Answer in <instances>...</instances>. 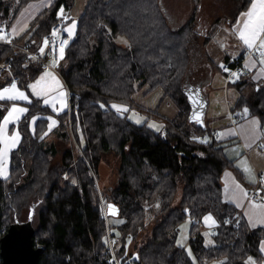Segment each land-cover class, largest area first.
I'll list each match as a JSON object with an SVG mask.
<instances>
[{
	"label": "trees",
	"instance_id": "1",
	"mask_svg": "<svg viewBox=\"0 0 264 264\" xmlns=\"http://www.w3.org/2000/svg\"><path fill=\"white\" fill-rule=\"evenodd\" d=\"M30 1L17 0L10 10L0 0V21L11 24ZM251 0H224L232 5V20ZM189 16L174 25L161 0H87L77 18L73 38L58 66L70 92L68 110L57 115V135L62 145L44 146L40 139L45 119H38L30 131V118L51 114L40 99L27 103V112L17 127L21 140L10 153L9 174L0 178V237L24 210H32L34 245L43 250L36 264H109L105 222L102 218L95 174L102 158L113 152L118 157L117 182L106 201L118 205L119 224L111 222V236L122 239L116 254L125 264H193L186 250L176 244L178 225L188 216L191 229L188 245L198 264L219 259L223 264H245L248 256L263 261L261 244L264 228H250L242 218L238 228L220 227L213 232L214 243L204 244L200 232L202 217L210 213L222 222L236 209L222 200L220 176L229 163L223 146L208 135L210 131L188 121V102L183 77L197 51L201 35L197 22L201 0H192ZM74 0H52L30 21L14 41L43 38L55 23L60 6L72 8ZM123 35L126 46L115 42ZM11 53L0 45V60ZM240 54L236 59H241ZM42 67L25 56H16L13 72L23 88ZM7 79L0 80L3 86ZM146 88L144 95L161 88L177 106L168 118L157 109L140 106L134 94ZM8 101H0V119ZM112 104L127 106L118 112ZM246 115H256L264 132V85L248 101L240 100ZM103 105V107H102ZM139 109L162 123L155 131L128 118V111ZM205 140V139H204ZM60 154L58 163L52 158ZM68 175L67 179L63 174ZM181 196L175 203L178 187ZM148 211L153 222L145 230ZM139 231L145 235L136 244ZM118 237V238H119ZM134 240L136 256L126 248V238ZM1 263V259H0Z\"/></svg>",
	"mask_w": 264,
	"mask_h": 264
},
{
	"label": "crops",
	"instance_id": "2",
	"mask_svg": "<svg viewBox=\"0 0 264 264\" xmlns=\"http://www.w3.org/2000/svg\"><path fill=\"white\" fill-rule=\"evenodd\" d=\"M46 1L48 2V0ZM51 1L52 0H49V3L44 6H38L36 4L40 2L38 0L28 2L8 28L5 24L2 28H7L9 30L11 38L18 37L26 30L35 15L41 9L48 6ZM82 1L80 11L77 9L74 10L78 12L77 18L82 13L87 2V0ZM205 1L207 2L209 0ZM251 2L252 0L248 7L240 12L234 20L231 19L229 21L227 29L222 27V25L226 23L225 21L217 20L214 17L207 19L206 23L203 21L200 23L201 21L199 19L203 14L201 5H199L198 12L201 11V13L199 12L198 14L197 22L200 26L199 31L201 35L197 42V51L190 61L186 75L183 77V90L187 96L188 117L192 116L194 111L198 112L197 110L200 109L198 112L200 114L199 121L192 118L191 122L188 121L201 128L206 127L209 130H216L218 132L216 139L223 146L222 152L229 165L222 171L220 176L222 200L231 204L236 211H239L241 217L250 228H264V223L257 222L264 219V208L252 207L253 204H264V185L259 188L260 201L248 200L247 196L245 197L240 189L236 187V185L239 184L240 188L247 192L248 188L256 182L258 176H264V132L260 120L256 115H246L245 109L247 108L245 104L236 108L239 99L243 101L250 100L255 91L264 85V63L261 62L264 60V57L261 56V52H264V49H261L260 53L256 54L255 48L259 47V41H257L252 48H249L239 38L237 32V29L242 27V24H237V20L242 21L244 19L241 13L248 11ZM71 10L72 9L68 11L64 10L69 18L70 16L68 14ZM202 24L204 25L202 26ZM75 29L76 25L74 27V32ZM262 38H264V35H262ZM30 40L36 44L38 47V49L36 48L37 50L40 51L41 48L44 49V37L42 39L31 37ZM221 45H223V47ZM240 54L244 56L242 75H236L233 79L227 81L220 67L224 62L231 61ZM46 71L50 72L52 76L59 81V88L52 82L51 77L44 75ZM38 80L40 83L36 86L37 91L46 90L48 88H53L54 91L46 95L37 96L33 94V89L30 88L29 85L36 84ZM16 87L20 92H23L28 99H0V101H8L10 103L0 119V124L3 123L4 117L8 115V110L11 109L13 105L28 109L27 103H29L32 98L40 99L42 105L50 109L51 114H37L32 116L29 121L30 131L33 132L35 130L38 119H45L46 128L40 139L44 143V146L49 147L54 145L56 147L58 146V150H61L62 142L57 135L59 125L57 115L68 110L69 107L68 88L61 74L49 70H42L27 84L26 88L21 86ZM4 88L10 87L0 86V91H3ZM197 89L199 90L198 96L195 95V90ZM145 90L146 88H143L134 94V100L140 106L148 109H157L160 114L168 118L176 116L178 112L177 106L170 98L164 96L161 88H156L144 95ZM189 90H192L194 99L199 101L198 104H194L193 100L189 98ZM58 91H63L65 93L62 99L66 107L61 106L60 98L57 97ZM151 95H153L152 98H150ZM53 97L57 98L53 99ZM45 100H48L49 103H45ZM113 105L122 104H112V106ZM125 107L127 108V106ZM115 110L117 109L115 108ZM26 112L17 114L19 118L11 120L5 129V135L8 137H11L14 133H18L19 135L16 146L7 151V176L9 174L10 153L17 148L21 140V134L17 124ZM118 112L123 113L126 111L120 110ZM34 117L35 119H33ZM253 120L258 121V125L254 126L252 124ZM52 121H55V124L49 129V125ZM58 144H60V147ZM3 147L4 145L0 143V148ZM242 162H246L247 167L251 169V174L255 182L249 179V174L244 171ZM0 178L4 179L5 177L0 176ZM209 215L213 218L215 223L217 222L212 214L206 213L202 217L201 223L204 226L209 227L213 224L211 222L206 223L204 220V217ZM254 224L255 226H253Z\"/></svg>",
	"mask_w": 264,
	"mask_h": 264
},
{
	"label": "rangeland",
	"instance_id": "3",
	"mask_svg": "<svg viewBox=\"0 0 264 264\" xmlns=\"http://www.w3.org/2000/svg\"><path fill=\"white\" fill-rule=\"evenodd\" d=\"M5 1L8 4L10 10H12L17 4V0H5ZM38 1H40L39 3H36L38 6H41V5L44 6V5H47V3H49V0L48 2L46 0H38ZM161 1L164 7L168 9V13H170L171 18L175 23L174 25H180L183 22V20H185L189 16L192 10V7H193L192 0H161ZM204 1L200 2L201 8H202V14H203L199 19L201 21L200 23H202V21L206 23L207 19H211L214 17L217 20L225 21L226 23L223 24L222 27L227 29L228 28L227 26L229 25L228 23L233 17V13H234V9L232 10V5H222L224 3V0H209L207 2L205 1V3ZM82 2H83L82 0H74V4L71 8L72 10L68 14L71 18V21L67 24V28L73 22H75V25H76L78 12L74 10L77 9L78 11H80ZM212 2H215V3H212ZM199 12L201 13V11ZM4 22H5L4 20L0 21V28L4 27ZM203 25L204 24H202V26ZM73 33H74V30H73ZM114 40L115 42L123 46H126L128 44L127 39L123 35L116 36ZM125 41H127V43H125ZM240 75H242V72ZM152 96L153 95H151L150 98H152ZM127 116L129 119H131L137 124L147 121V125L153 128L155 131H160L162 129V123L158 119L154 117L148 118L147 116H149V114L140 112L139 109H135V108L131 109L130 111H128ZM138 120L140 122H137ZM153 124L156 125V127L150 126ZM157 127H159V130H157ZM58 145L60 147V144ZM59 160H60V154L52 158L51 163L52 164L58 163ZM117 168H118V157L113 152L107 153L106 155H104L102 158V161L99 163L97 167V173L95 174L94 180H95V188H96V193L98 194L100 206H101V201H103V203L110 201V199L106 201V198H109L108 196H109L110 190H112L113 187L116 185L117 176H118ZM63 178L67 179L68 175L64 173ZM180 196H181V186H179L177 189L175 200H174L175 203L179 201ZM27 211L28 210H24L22 215L19 217V219H17V221L22 222V221L27 220ZM152 214L153 212L148 211L146 222H145V230H148L150 226L152 225V222H153ZM120 221H121V218H118V216L111 218V222L113 224L117 225L120 223ZM111 222H109V216H108L107 225H105L106 242H108V237H110L112 245H114L113 247H115L116 249H119L120 246L122 245V239L119 237V235H116L117 238H115V240L111 236L112 229L116 234H119L117 227L111 228L110 226ZM190 229H191V219L188 216L178 225V230L176 233V244L186 250L187 254L192 259L193 264H198L194 257L193 252L191 251L188 245ZM200 232L202 233L204 237L205 245L210 246L214 243L213 232L209 230L208 226H204L203 224H201ZM137 235L138 236L136 238V244H139L141 243L142 238L145 237V235L142 233V231H139ZM133 241L134 240H131L130 237H127L126 238V248L127 250L131 249L132 257H135L136 249L134 248ZM189 252L191 254H189ZM262 252L264 253V251ZM250 257L251 256H248L247 258H245L244 260L245 264H250L249 262ZM251 258L254 264H263V261H258L253 257ZM220 262L221 260L219 259H213L209 261L207 264H220Z\"/></svg>",
	"mask_w": 264,
	"mask_h": 264
},
{
	"label": "built area",
	"instance_id": "4",
	"mask_svg": "<svg viewBox=\"0 0 264 264\" xmlns=\"http://www.w3.org/2000/svg\"><path fill=\"white\" fill-rule=\"evenodd\" d=\"M61 9H63V15H59ZM55 19L56 21L52 25L49 33L44 36V41L45 39H47L48 44L44 46L43 52H41V50H37L38 47L30 39L14 41L10 37V32L7 28H0V31H2V34L5 36L4 39H0V45L9 46L11 48V53L0 60V80L4 81L5 79H7L3 86L11 87L13 83L18 86V76L13 72V61L14 58L19 55L25 56L27 59L37 62L42 67V70H49L52 72L59 73L58 66L62 60L60 49L63 46L64 55L67 46L73 38V34L70 36L69 33L65 31V29L67 28V24L70 21V18L65 14L63 6H60L57 9ZM54 30L58 31V35L55 37L52 36V32ZM64 41H67V43L64 44ZM260 51L261 49L259 47L255 48L256 54H259ZM243 59L244 56L239 60L233 59L231 61L224 62L221 65L220 69L225 74L227 81L233 79L236 75L241 74L243 70ZM53 61H56L55 66H53ZM233 73H236V75H232ZM69 98L70 92L68 91V100ZM208 135H211L212 137H217L218 132L216 130H210L208 132H205L204 134L198 135V139L204 140ZM262 185H264V176H258L256 182L247 190V199L252 201H260L259 188ZM106 203H103V201H101L100 206L102 218L106 223L105 225H107L108 219V215L106 213ZM241 219V213L239 211H234L229 217L225 218L222 222H216L210 225L208 228L212 232H217L220 227L231 226L232 228H238ZM113 246L114 245H112L111 238L108 237L106 250L109 254L108 263L125 264L117 256L116 249Z\"/></svg>",
	"mask_w": 264,
	"mask_h": 264
},
{
	"label": "snow or ice",
	"instance_id": "5",
	"mask_svg": "<svg viewBox=\"0 0 264 264\" xmlns=\"http://www.w3.org/2000/svg\"><path fill=\"white\" fill-rule=\"evenodd\" d=\"M59 15H63V9H61ZM241 16L244 17V19L241 20H237V24H242V27H240L239 29H237L239 38L243 41V43L248 46L249 48H252L257 41H259V47L260 49H264V38H262V35H264V0H252L251 2V6L249 7L247 12L241 13ZM75 27V22H73L68 28L65 29V31H67L69 33V35L71 36L73 33ZM23 30V29H21ZM18 34V33H17ZM58 35V31L54 30L52 32V36L55 37ZM5 36L2 34V31H0V39H4ZM64 44L67 43V41L63 42ZM125 43H127V41H125ZM44 44L47 45L48 44V40L45 39ZM223 47V45H221ZM41 52H43V48H41ZM60 54H61V58L63 57V46L60 49ZM261 56L264 57V52H261ZM262 63H264V60L261 61ZM56 61H53V66H55ZM227 70V69H225ZM47 77H51L52 82L57 86V88H59V81L56 80V78L54 76H52V74L50 72H45L44 74ZM232 75H236V73H233ZM40 83V81L38 80L36 82V84L34 85H29L30 88L33 89V94L39 96V95H46L51 93L52 91H54L53 88H48L46 90H41V91H37L36 90V86ZM7 94V96H6ZM195 95L198 96L199 95V90H195ZM65 96V93L63 91H58L57 92V97L60 98V102H61V106L62 107H66V105L63 103V97ZM57 97H53V99H56ZM9 99V100H26L28 99V97L23 93L20 92L17 87L16 84L13 83L11 85L10 88H4L3 91H0V99ZM189 98L193 100L194 104H198L199 101L194 99L193 95H192V90H189ZM45 103H49L48 100H45ZM103 107V105H102ZM112 107L116 108L118 111L123 110V111H127V108L125 106L122 105H113ZM27 109L24 108H19L15 105L12 106L11 109L8 110V115L4 117V121L2 124H0V143H2L4 145L3 148H0V176H4L6 178L7 176V171H6V157H7V151L10 148H14L19 140V135L18 133H14L11 137H8L5 135V129L8 125V123L13 120V119H18V115L19 113H24L26 112ZM245 112H247V109H245ZM194 120L199 121L200 119V114L198 112L193 113V116L191 117ZM35 119V117L33 118ZM51 119V118H49ZM137 122H140L139 120ZM258 121L253 120L252 124L254 126L258 125ZM55 124V121H52V123L49 125V129H51V127ZM150 126H154L156 127V125H150ZM157 130H159V127H157ZM47 134V133H45ZM202 142H207V139L205 138V140H203ZM243 163V168L244 171L247 172L249 174V179L252 182H255L254 177L251 174V169L249 167H247L246 162H242ZM236 187L238 189H240V191L243 193V195L246 197L247 196V192H245L242 188H240V185L237 184ZM239 206V205H238ZM253 208H264V204H253L252 205ZM109 210L113 211V206L109 205ZM114 214V212H113ZM31 218V216L29 217ZM204 220L206 223H215V221L213 220V218L209 215L204 217ZM258 223H264V219H261L259 221H257ZM255 226V224L253 225ZM179 243V241H178ZM261 251H264V242H262L261 244ZM189 254H191L189 252ZM249 262L250 264H254V262L252 261V258H249ZM220 264H223V262H220Z\"/></svg>",
	"mask_w": 264,
	"mask_h": 264
},
{
	"label": "water",
	"instance_id": "6",
	"mask_svg": "<svg viewBox=\"0 0 264 264\" xmlns=\"http://www.w3.org/2000/svg\"><path fill=\"white\" fill-rule=\"evenodd\" d=\"M197 111L199 112L200 109ZM192 116L188 117L190 122ZM109 205L113 206V211L109 210ZM106 213L108 216L117 217L120 209L117 204L108 201ZM30 216L31 218H29ZM33 236L34 227L32 225V210H30L27 220L20 222L15 219L0 237V264H36L43 246L34 245Z\"/></svg>",
	"mask_w": 264,
	"mask_h": 264
}]
</instances>
